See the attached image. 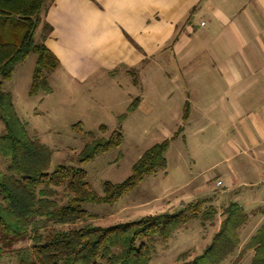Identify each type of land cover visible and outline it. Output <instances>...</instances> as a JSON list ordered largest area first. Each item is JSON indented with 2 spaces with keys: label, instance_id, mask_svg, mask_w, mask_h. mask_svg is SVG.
Masks as SVG:
<instances>
[{
  "label": "rangeland",
  "instance_id": "374dc122",
  "mask_svg": "<svg viewBox=\"0 0 264 264\" xmlns=\"http://www.w3.org/2000/svg\"><path fill=\"white\" fill-rule=\"evenodd\" d=\"M49 2L46 1V8ZM43 14L44 11L34 34L36 43L41 42L43 35ZM186 19L177 26L175 35H180L185 30L189 32L187 37H192L189 47L193 48L196 55L199 52L196 53V49L201 50L202 45L211 41L208 31L203 33L207 29L200 27L204 25L201 21H209L210 26L212 17L206 14L195 15L191 20V28L185 25ZM213 34L216 35V30ZM217 34L223 33L217 30ZM171 46L170 40L165 46L158 48L154 55L145 58L143 64L133 68L132 83L131 79L121 76L108 80L95 75L81 84L64 76L58 69L48 76L53 89L51 94L30 95L36 64L33 53L14 68L9 80L3 82V91L11 95L15 112L27 134L52 151L49 171L52 172L59 166L79 167L85 173L87 187L98 195H101L103 182H123L131 174V166L142 153L155 143L177 134V138L169 143L165 153L164 171L144 178L137 187L115 203L83 206V210L93 215L88 222L98 227L175 212L188 202L197 200L205 201L206 205H212L217 210V216L212 223L202 224L200 220H190L167 240L156 241L148 264H181L202 253L219 228L223 209L232 201L231 193L222 192L224 182L222 187L216 186L217 179H222L226 169L236 171L243 165V175L247 183L260 180L264 172L263 159H254L248 153L236 157L230 151L228 141L234 128L230 127L228 121L224 120L226 124L222 125L223 121L219 120L221 126L217 128L206 118L214 113L210 111L213 105L211 101L215 100L216 103L213 93L221 89L215 70L204 59L203 66L198 70H194L195 62L190 64V72L194 71L189 76L195 75L197 79L183 76V79L172 80V76L179 77L183 73L185 66L180 61H184L181 56L185 54H175ZM87 48L92 49L89 46ZM85 53L87 55V51ZM94 59L95 55L89 54L84 62L92 64ZM196 59H202V56ZM197 91L201 94L196 95ZM135 97L142 100L138 108L127 114L121 123L122 143L98 155L93 161L80 165L78 154L90 141L87 133L107 138L115 129L118 116L125 113ZM185 102L186 111L183 107ZM184 113L186 118H183ZM75 124L80 125L81 131L72 128ZM101 125L105 126V131L98 130ZM3 130L4 126L0 121V136ZM229 157L232 158L227 161ZM7 163L6 159L0 157V172H5ZM203 186H207V189L203 190ZM252 187L257 188L259 185L253 184ZM55 190L58 193L57 200H61L62 188ZM63 202L64 199L60 201ZM243 208L246 211L250 209L247 206ZM263 211L264 208L251 211L247 224L239 232L238 249L222 264H250L253 253H239L260 226V220L263 219L260 213ZM79 225L81 224L78 223L77 226ZM30 245L31 241L27 239L17 243L13 249ZM15 261L11 252L0 257V264H15Z\"/></svg>",
  "mask_w": 264,
  "mask_h": 264
},
{
  "label": "trees",
  "instance_id": "16d2710c",
  "mask_svg": "<svg viewBox=\"0 0 264 264\" xmlns=\"http://www.w3.org/2000/svg\"><path fill=\"white\" fill-rule=\"evenodd\" d=\"M47 0H0V157L8 161L0 172V257L11 252L15 264H148L156 241L167 240L190 220L212 223L217 210L202 200L191 201L175 212L145 216L134 222L107 227L90 224L93 215L83 210L86 204H112L132 191L146 177L166 169L165 153L174 133L148 148L131 166V174L119 184H101V195L87 187L82 169L56 167L49 171L52 151L31 138L18 119L3 82L29 54L36 56L30 95H49L48 76L58 67L55 56L45 47L50 27L44 25L41 42L34 41L40 16ZM135 98L107 138L87 133L89 142L78 154L80 165L122 143L121 123L138 105ZM184 106V111L185 107ZM186 118V113L183 114ZM79 124L73 129L81 131ZM105 131V126H99ZM62 188L61 200L55 189ZM55 188V189H54ZM64 199L63 203H60ZM264 217V212L262 213ZM218 230L201 254L181 264H222L240 245V230L248 215L239 204L230 202L223 209ZM80 223L81 225L77 226ZM29 239L25 248L13 247ZM252 252L250 264H264V218L239 255Z\"/></svg>",
  "mask_w": 264,
  "mask_h": 264
},
{
  "label": "crops",
  "instance_id": "0c3cea01",
  "mask_svg": "<svg viewBox=\"0 0 264 264\" xmlns=\"http://www.w3.org/2000/svg\"><path fill=\"white\" fill-rule=\"evenodd\" d=\"M49 1L43 14L44 25L50 27L44 45L59 63L53 73L60 69L64 76L81 84L95 75L108 80L118 76L131 79L133 68L171 40L172 52L185 54L181 56L184 61H180L185 69L179 77L172 76V80L188 78L203 66L204 59L208 61L221 89L217 93L211 89L216 103L211 101L210 111L214 113L207 115V120L217 128L221 126L219 120L222 125L226 120L234 128L228 142L236 157L248 153L254 159L264 160V0ZM197 14L212 17L210 26L209 21H201L203 26L199 23L207 29L203 33L208 31L211 41L202 45L201 50L196 49L199 54L194 55L189 47V32L175 35V31L187 17L185 25L193 27L191 20ZM217 30L223 34H217ZM89 54H94L95 59L92 64H85L84 58ZM198 56L203 60L196 59ZM193 62L195 69L190 72ZM189 77L197 79L195 75ZM135 98H139L138 108L142 99ZM225 172L216 183L220 181L222 187L224 182L222 192L232 194L230 202L250 208H243L249 217L251 211L264 208V172L255 183L244 179L243 165L236 171ZM253 184L259 187L253 188Z\"/></svg>",
  "mask_w": 264,
  "mask_h": 264
},
{
  "label": "built area",
  "instance_id": "2783aa9c",
  "mask_svg": "<svg viewBox=\"0 0 264 264\" xmlns=\"http://www.w3.org/2000/svg\"><path fill=\"white\" fill-rule=\"evenodd\" d=\"M262 177L264 178V175H263ZM220 185H221L220 182H217V183H216V186H220Z\"/></svg>",
  "mask_w": 264,
  "mask_h": 264
}]
</instances>
